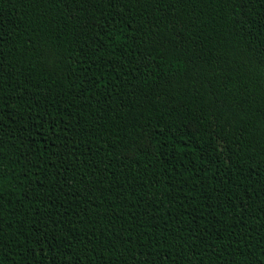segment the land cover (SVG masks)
<instances>
[{
    "label": "trees",
    "instance_id": "16d2710c",
    "mask_svg": "<svg viewBox=\"0 0 264 264\" xmlns=\"http://www.w3.org/2000/svg\"><path fill=\"white\" fill-rule=\"evenodd\" d=\"M0 264H264V0H0Z\"/></svg>",
    "mask_w": 264,
    "mask_h": 264
}]
</instances>
